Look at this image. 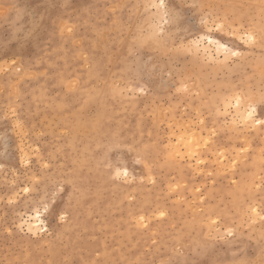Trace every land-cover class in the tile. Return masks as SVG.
Listing matches in <instances>:
<instances>
[{"label":"rangeland","instance_id":"374dc122","mask_svg":"<svg viewBox=\"0 0 264 264\" xmlns=\"http://www.w3.org/2000/svg\"><path fill=\"white\" fill-rule=\"evenodd\" d=\"M250 106L264 0H0V264H264Z\"/></svg>","mask_w":264,"mask_h":264},{"label":"snow or ice","instance_id":"6c2138e0","mask_svg":"<svg viewBox=\"0 0 264 264\" xmlns=\"http://www.w3.org/2000/svg\"><path fill=\"white\" fill-rule=\"evenodd\" d=\"M159 7H163V4L161 3L159 5ZM223 26L220 25V24H217L216 25V28L217 30H220ZM254 37L253 36H248L247 38L244 39V42L245 43H248V42H252L254 41ZM211 42V41H210ZM218 44V48H217V51H220L221 49L223 50L224 54H225V57L227 58L229 54L233 55V56H238L239 53L238 52H233L231 51L229 48H227L224 44H221L219 42H216ZM237 103H239V100H237ZM255 116H256V108L255 106H250L249 107V110L247 112V114L245 115L244 117V121L245 122H251L252 123V126H255L257 124H264V120H260V119H255ZM140 161H137V163H139ZM116 178H119L121 175H123L125 178H127V175H128V172L127 170L125 169L123 172L121 171H117L116 172ZM63 189L62 188H59L57 187L56 189H54V191L51 193V196H52V203L55 202V198H56V195L58 194V192L62 191ZM25 191H27V189H25ZM48 205H49V202L47 200H45L43 202V206H44V209L45 211L48 210ZM161 215H163V213H161ZM39 218V212H37V219ZM63 218V217H62ZM143 218L141 217V220ZM29 231H31V228H29Z\"/></svg>","mask_w":264,"mask_h":264},{"label":"bare ground","instance_id":"6f19581e","mask_svg":"<svg viewBox=\"0 0 264 264\" xmlns=\"http://www.w3.org/2000/svg\"><path fill=\"white\" fill-rule=\"evenodd\" d=\"M213 43V42H212ZM215 43V42H214ZM41 221H37L36 219L34 221H32L29 224V228H31V231H36L37 229H40L41 226L39 225Z\"/></svg>","mask_w":264,"mask_h":264}]
</instances>
